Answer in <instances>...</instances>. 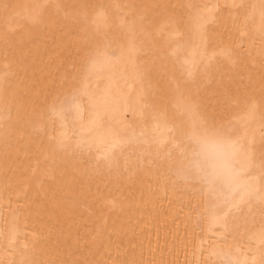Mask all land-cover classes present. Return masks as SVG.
Returning a JSON list of instances; mask_svg holds the SVG:
<instances>
[{"label":"bare ground","instance_id":"6f19581e","mask_svg":"<svg viewBox=\"0 0 264 264\" xmlns=\"http://www.w3.org/2000/svg\"><path fill=\"white\" fill-rule=\"evenodd\" d=\"M0 264H264V0H0Z\"/></svg>","mask_w":264,"mask_h":264}]
</instances>
